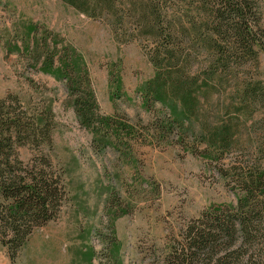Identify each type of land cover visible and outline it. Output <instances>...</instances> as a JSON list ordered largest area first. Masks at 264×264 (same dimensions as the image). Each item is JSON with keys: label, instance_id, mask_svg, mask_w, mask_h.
<instances>
[{"label": "rangeland", "instance_id": "1", "mask_svg": "<svg viewBox=\"0 0 264 264\" xmlns=\"http://www.w3.org/2000/svg\"><path fill=\"white\" fill-rule=\"evenodd\" d=\"M255 1L256 19L264 25V0ZM188 41L180 50L188 55L187 70L200 79L207 45ZM63 44L83 56L98 113L132 124L135 137L112 136L111 145L96 147L90 130L75 116L63 80L40 69L44 46ZM146 50V42L118 40L105 20L86 16L61 0H0L4 109H13L10 113L26 122L43 105L49 104L51 113L49 144L39 143V133H34L22 145L13 143V155L26 164L43 153L51 160L47 170L59 173L65 186L56 214L31 229L13 259L0 242V264H115L111 233L119 244L121 264H165L184 223L211 203L234 202L231 182L217 167L233 159L264 160L263 49L251 58L239 56L230 72L214 74L213 86L199 94L192 147L203 146L196 144L205 129L202 124L236 125L238 144L221 152L220 163L187 151L175 140V129L167 139L149 140L150 126L165 117L167 109L158 102H141L137 89L153 71ZM116 78L119 88L113 87ZM256 80L262 94L257 93L260 99L251 102L242 118L234 105L242 102V84ZM87 251L93 253L90 259L84 255Z\"/></svg>", "mask_w": 264, "mask_h": 264}, {"label": "trees", "instance_id": "2", "mask_svg": "<svg viewBox=\"0 0 264 264\" xmlns=\"http://www.w3.org/2000/svg\"><path fill=\"white\" fill-rule=\"evenodd\" d=\"M61 1L86 16L105 20L118 40L146 42L153 71L137 90L143 104L158 102L167 109L165 117L150 126L149 140L167 139L175 129V140L187 151L215 163H220L221 152L238 144L232 121L207 128L202 124L203 135L196 140L203 143L201 149L192 147L190 136L199 112V94L213 86L214 74L230 72L243 54L251 58L264 50V25L256 19L255 0ZM189 39L207 45L209 56L200 79L187 70L188 55L180 50ZM40 69L63 80L77 120L90 130L98 149L111 145L112 136L135 137L132 124L98 113L84 58L72 45L44 46ZM113 81V87L119 88L120 80ZM257 81L241 86L242 102L234 108L240 109L242 118L251 102L260 99L255 97L262 94ZM3 103L0 100V242L13 259L31 229L56 214L65 186L59 173L47 170L51 160L43 153L26 164L13 155V143L22 145L34 133H39V143L49 144L50 105H43L26 122L18 113H10L13 109H4ZM217 170L231 182L234 202L211 203L184 223L165 264H264V160L233 159ZM110 227L113 231L112 223ZM111 234V258L121 264L119 244ZM92 254L84 252L88 259Z\"/></svg>", "mask_w": 264, "mask_h": 264}]
</instances>
